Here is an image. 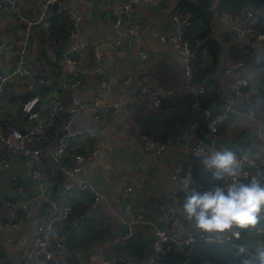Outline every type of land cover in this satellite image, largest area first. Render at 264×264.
Returning <instances> with one entry per match:
<instances>
[{"label":"crops","instance_id":"obj_1","mask_svg":"<svg viewBox=\"0 0 264 264\" xmlns=\"http://www.w3.org/2000/svg\"><path fill=\"white\" fill-rule=\"evenodd\" d=\"M17 1L21 5V15L12 9L5 12L0 8V45L5 43L8 47L5 50L0 48V72L11 71L19 62L16 61L17 49H20L19 42L25 34L22 18L39 20L43 13L39 0ZM126 1L129 0H72L68 3L70 8L82 12L80 40L91 43L76 67L61 59V55L73 45L69 38V13L55 16L56 6L49 12L47 20L34 28L26 62L37 66L47 81L40 98L48 100L60 96L63 111L59 126L49 140L40 145L49 154L43 164V171L51 181L47 197H42L32 178L13 181L14 176L25 175L32 161L25 158L23 151H8L0 142V264H29L28 254L37 236V227L49 215L48 201L51 199L70 202L74 207L72 218L62 229L63 248L55 250L53 264H101L103 260L116 256L146 264L153 256L156 231L167 227L171 215L181 218L177 211L179 194L175 193L177 187L172 173L180 167L194 168L199 158L190 154V148L198 140L210 137L206 118L193 107L195 98L183 95L187 85L184 60L169 41L177 30L173 20L175 12L180 9L193 13L181 7L182 0H145L132 4L125 12L122 3ZM188 2L196 5L199 0ZM212 11V31L222 44L223 56L215 65L206 51L198 54L193 50L194 83L197 84V79V85H204L207 89L200 97L202 105L222 113L235 91V83L227 76L228 69L238 63L228 56L230 45L252 44L258 52L264 49V44L257 36L252 43V29L248 27L255 22L245 27L248 33L239 39L236 31H230L236 22L227 23L226 16L219 20L215 8ZM221 22L223 25L219 26ZM206 29L203 21L193 18L190 40ZM133 32L136 33L134 37L131 36ZM96 52L101 57L98 63L95 62ZM143 54L147 57L144 58ZM239 62L245 64L243 60ZM78 80L81 84L74 87ZM30 82L29 78L11 79L5 94L0 95V124L6 131L26 130L30 125L20 110V98L32 92L28 89ZM103 82L112 83V88L103 87ZM261 85L262 82H257L254 87L249 85L238 99L232 98L237 113L221 125L219 139L234 141L249 132L246 128H237L233 121L249 106L261 104L258 99ZM146 86L151 88L152 94L145 101L136 102L137 95ZM44 87L35 92L40 93ZM168 91H172L174 97L156 107V98ZM72 108L85 109L84 117L76 126L93 128L102 144L98 159L84 163L81 173V177L92 182L102 194V201L95 207L94 198L87 192L66 189L73 181L63 170L71 165L76 153H87L90 143L84 139L74 141L60 170L52 159L63 136L62 124ZM97 114L99 119L95 118ZM263 131L257 125L256 149L262 143L260 135ZM146 139L163 140L166 151L161 155L147 152ZM7 154L9 168L1 163V158ZM128 187L134 190L132 203L135 209L148 224L137 227L130 240L117 241L127 230V225L118 223L115 215L124 213V190ZM18 200L29 201L31 216L14 227V210L8 206V201ZM183 222L186 227H191ZM250 239L248 237L247 242ZM258 242L259 238L254 237L252 244L258 246ZM91 254H96L98 261L91 262Z\"/></svg>","mask_w":264,"mask_h":264},{"label":"built area","instance_id":"obj_2","mask_svg":"<svg viewBox=\"0 0 264 264\" xmlns=\"http://www.w3.org/2000/svg\"><path fill=\"white\" fill-rule=\"evenodd\" d=\"M39 1L43 8V13L39 20H32L26 17L22 18V22L25 25V34L19 42V53L21 60L16 66L12 68L11 71L0 72V95L5 94L9 81L14 78L31 79V82L28 84V89L32 92L37 91V89L44 87L47 84V81L44 78L41 70L37 66L26 62V59L29 56V41L33 35L34 28L39 23L47 20L48 14L52 8L57 6V9L55 10V16L69 13V38L73 41V45L67 52L61 55L62 60L66 61L70 66L76 67L79 64L80 59L86 54L91 46L90 42L80 40L82 12L79 9H72L69 7L68 3H70L72 0ZM142 1L145 0L126 1L122 3V9L123 11L127 12L130 10L132 4H138ZM218 2L219 0H212V8H215ZM0 8L5 12L12 9L15 13L21 15V5L17 0H0ZM258 17L259 12H255L252 9H247L244 12L243 18L237 19L236 23L230 27V31H236L237 37L239 39H243L248 33L245 27L250 23L256 22ZM193 18V14L178 9L173 17L175 27L177 29L176 34L174 37L169 39V41L174 44L184 60L187 85L183 91V95L185 97L193 96L195 98L193 107L198 110L207 120L206 125L208 128V134L210 136L209 139H200L190 148V154L195 158H199L198 150L201 152H207L213 147L217 148L215 146V140L218 138L221 125L224 122L230 120L237 113V108L234 106L233 99H238L242 95L245 88L235 84V91L232 97L233 99L231 98L227 100V104L232 106V113L222 120L218 119V117L222 116L223 112L216 113L212 109L205 108L202 105L200 97L205 95L207 89L204 85H197L194 83L196 73L194 68V51L189 39V30L193 25ZM118 23H120V19L118 20ZM135 35L136 33L134 32L131 34L132 37ZM257 37L258 41L264 44V34L259 33ZM119 44L120 43L118 42L117 45ZM0 48L5 50L8 47L5 43H2ZM143 57L146 58L147 55L143 54ZM100 61V54L96 52L95 62L98 63ZM243 64V62H238L235 64V67ZM80 84L81 81L78 80L74 83V87H78ZM102 86L111 89L112 83L103 82ZM151 94V88L149 86L144 87L137 95L136 102L145 101ZM173 97L174 93L172 91L163 93L156 98L154 105L159 107L162 105L164 100H171ZM62 103L63 100L60 96H55L48 100H43L40 97H36L26 102L22 109V113L30 123L26 130L11 129L6 131L0 124V142H2L7 147L8 151H23L25 158H29L32 161V164L25 175L14 176L13 181L23 180L26 177L32 178L37 183L42 197L49 196L51 181L43 171V164L49 157V154L46 151L44 152L40 145L47 142L53 130L59 126L63 111ZM84 115V108H72L69 110L68 118L62 124L63 136L59 139L56 153L53 155L52 159L57 166V169L60 170L62 168L63 158L67 155L69 150L73 149L71 146L74 141L84 139L90 143L88 152L76 153L73 157L71 165L63 168V170L65 175L73 181V183L68 185L66 189L68 191L75 189L87 192L91 197L94 198L93 207H95L102 201V194L92 182L81 177V173L84 163L94 162L98 159L102 152V144L97 138L96 132L93 128L76 126L84 117ZM95 118L99 119V115L97 114ZM260 138L262 139V143L258 149L264 148V131L260 135ZM146 141L145 149L147 152H153L155 154L161 155L166 151V144L163 140L146 139ZM1 163L5 168L10 167L8 154L1 158ZM189 171H191L196 184L200 186L195 177L194 168L192 166L180 167L172 173V179L177 187L175 191L177 195L182 191L180 187V181ZM244 172L246 174H243L240 177L241 181L243 182H247L248 179H250V177L255 175L257 172L264 173V160L258 161L255 168L245 167ZM133 191L134 190L132 187H128L124 190V213L123 215H115V219L118 223L127 225L126 232L119 239H117V241L130 240L134 237L137 227H143L148 224L145 217L135 209L132 203ZM8 206L14 210V227H16L17 223L22 219H28L31 216L29 201H8ZM48 212L49 215L45 217L37 227V236L28 254L29 264H48L55 259V250L63 248L61 238L62 229L72 218L74 207L70 202L51 199L48 201ZM1 235L2 231H0V236ZM248 237H251L249 242H247ZM257 238H259L258 245L264 244V237ZM253 239L254 237L245 233L242 235L240 240L226 239L223 243H221L218 242L214 237H208L204 234L194 232L192 227L185 226L182 218H178L176 215H171L167 219V227L165 229H158L156 231V238L152 246L153 256L147 261L146 264H159L158 261L167 254L171 253L173 249H187L189 251L188 259L183 264H193L191 251L196 245L202 242L206 244L227 245L234 248H236L239 244H246L249 247V250L252 251L257 246L252 244ZM12 240H14V237H12ZM1 260L2 258L0 254V261ZM89 260L91 262H96L98 261V256L96 254H91L89 256ZM60 264L75 263L66 262ZM101 264L140 263L130 262L122 256H116L103 260ZM206 264L213 263L206 262Z\"/></svg>","mask_w":264,"mask_h":264},{"label":"clouds","instance_id":"obj_3","mask_svg":"<svg viewBox=\"0 0 264 264\" xmlns=\"http://www.w3.org/2000/svg\"><path fill=\"white\" fill-rule=\"evenodd\" d=\"M264 49L256 52L251 61L230 68L227 76L240 87H253L264 83ZM232 113V106L226 104L222 120ZM233 123L239 129L255 132L257 125L264 129V104H253L238 113ZM199 164L213 181L207 189L196 184L191 171L180 181L185 192L182 205L177 209L180 217L196 233L214 237L223 243L226 239L240 240L243 234L264 237V173L257 172L247 182L240 177L245 167L255 168L264 160V148L246 150L237 156L227 148H211L207 152L198 150ZM240 264H264V244L250 251L246 244L236 247Z\"/></svg>","mask_w":264,"mask_h":264},{"label":"trees","instance_id":"obj_4","mask_svg":"<svg viewBox=\"0 0 264 264\" xmlns=\"http://www.w3.org/2000/svg\"><path fill=\"white\" fill-rule=\"evenodd\" d=\"M181 7L190 10L196 20L203 21L207 26V29L202 34L198 35L196 39L190 40L192 49L198 54L206 51L214 59L215 65L219 64L220 60L222 59L223 52L220 40L215 38V34L212 31L214 13L211 8V0H199V3L196 5L189 3L188 0H182ZM259 33L264 34V12L262 15H259L258 20L252 26V43L256 40V36ZM227 39L228 41H231L229 37ZM199 42L201 45H199ZM256 52L257 51L254 49L252 44L242 46L240 44L234 43L231 44L228 49V56L234 62L243 60L245 63H247L252 60ZM202 79L203 77L200 80ZM196 83L199 84L197 79ZM258 99L261 100V104H264V83L261 85ZM227 149L236 152L237 156H240L244 151L251 150L253 148L251 146H242L237 149ZM194 174L202 189H207L212 184L217 183L216 181L212 180L209 173H206L203 170V167L199 164V162L194 166ZM178 197L181 206L185 197V192L181 191ZM67 245L69 246V241ZM188 254L189 251L187 249L184 251L173 249L171 253L161 258L158 263L183 264L185 261H187ZM191 255L193 257V264H206V262H211L213 264H240V257L236 255V249L233 247L229 248L221 244H206L203 242L199 243L195 246V248H193ZM48 264H53V262L51 261Z\"/></svg>","mask_w":264,"mask_h":264},{"label":"water","instance_id":"obj_5","mask_svg":"<svg viewBox=\"0 0 264 264\" xmlns=\"http://www.w3.org/2000/svg\"><path fill=\"white\" fill-rule=\"evenodd\" d=\"M247 9H252L255 12L264 11V0H219L218 4L215 7V13L217 19L221 20L224 16L227 17V23L232 24L237 21V19L243 18L244 12ZM221 22L219 26H222ZM249 30L252 29L250 25L248 27ZM18 50V54L16 56V61L21 60L20 49ZM45 92V87L41 90V92H30L25 94L20 98L21 106L20 110L22 111L23 106L26 102L36 97H40ZM40 95V96H39ZM38 108V107H37ZM256 132L249 131L248 133L243 134L240 138L234 141H225L223 139L217 138L215 140V146L219 149L223 148H239L243 145L249 144L254 146L256 144Z\"/></svg>","mask_w":264,"mask_h":264}]
</instances>
